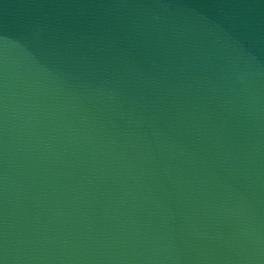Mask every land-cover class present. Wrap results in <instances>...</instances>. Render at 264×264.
Here are the masks:
<instances>
[{"label": "water", "instance_id": "water-1", "mask_svg": "<svg viewBox=\"0 0 264 264\" xmlns=\"http://www.w3.org/2000/svg\"><path fill=\"white\" fill-rule=\"evenodd\" d=\"M0 264H264V0H0Z\"/></svg>", "mask_w": 264, "mask_h": 264}]
</instances>
